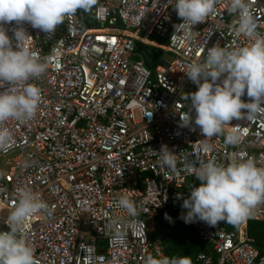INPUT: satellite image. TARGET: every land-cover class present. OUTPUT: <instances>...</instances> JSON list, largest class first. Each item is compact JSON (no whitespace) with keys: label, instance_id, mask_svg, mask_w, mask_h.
Masks as SVG:
<instances>
[{"label":"built area","instance_id":"built-area-1","mask_svg":"<svg viewBox=\"0 0 264 264\" xmlns=\"http://www.w3.org/2000/svg\"><path fill=\"white\" fill-rule=\"evenodd\" d=\"M175 3L98 0L86 12L95 26H86L78 10L50 33L27 21L3 25L13 47V29L23 28L27 36L21 46L47 65L44 74L28 81L41 89L36 116L0 124L14 140L7 152L0 151V231L9 230L19 188L45 201L47 210L29 217L22 229L36 264H145L148 256L166 257L159 238L149 236L147 220L168 205L186 214L182 205L189 196L183 189L197 180L189 167L209 161L226 166L248 157L264 166V116L225 125V134L241 137L230 145L222 134L203 137L190 99H183L198 90L185 71L192 63L203 64L209 48L251 44L237 34L238 14L228 11L229 0H218L215 11L191 27ZM250 11L264 36V0H251ZM152 36L165 38V44ZM136 42L171 58L147 68ZM9 86H0V92ZM241 99L249 102L246 93ZM189 111L193 121L183 126L180 117ZM165 146L176 155L174 172L161 165L159 151ZM122 197L136 204L137 215L119 206ZM247 220H264V203L232 226L187 223L204 247L195 254L197 264H264V254L246 233ZM98 238L105 239L103 249Z\"/></svg>","mask_w":264,"mask_h":264},{"label":"clouds","instance_id":"clouds-1","mask_svg":"<svg viewBox=\"0 0 264 264\" xmlns=\"http://www.w3.org/2000/svg\"><path fill=\"white\" fill-rule=\"evenodd\" d=\"M98 0H0V86H10L0 92V124L14 119H33L41 103V89L28 81L45 73L47 65L22 41L27 36L23 28H15L17 41L13 47L4 24L29 22L43 32H54L66 18L78 10L90 12ZM218 0H176L177 14L191 27L204 22L215 11ZM251 0H229L228 11L238 14L237 34L251 39L249 46L234 50L213 46L208 49L203 64L192 63L185 71L198 90L187 93L183 99L191 101L195 109L194 123L203 137L211 139L225 134V125L233 119L252 120L264 116V36L257 32L258 24L250 11ZM226 74V75H225ZM224 77L221 83L217 81ZM201 80L203 82L201 83ZM246 93L249 102L241 99ZM246 110V112H242ZM150 115V113H149ZM183 126L193 121L190 111L182 115ZM241 137L233 132L225 134V143L234 145ZM14 144L13 134L0 127V151L7 152ZM206 142L202 150L207 151ZM161 165L176 170V155L166 146L160 151ZM190 175L200 182L183 201L187 209L185 223L196 220L215 226L220 221L238 224L253 214L264 203V166H257L253 157L232 160L226 166L214 161L189 167ZM18 202L7 220L8 231H0V264H36L35 249L23 236V224L31 216L47 210L45 201L29 188L17 190ZM180 198V194L178 197ZM119 206L131 216L137 215V206L122 197ZM166 219H171L165 214ZM145 264H192L189 258L146 257Z\"/></svg>","mask_w":264,"mask_h":264},{"label":"trees","instance_id":"trees-1","mask_svg":"<svg viewBox=\"0 0 264 264\" xmlns=\"http://www.w3.org/2000/svg\"><path fill=\"white\" fill-rule=\"evenodd\" d=\"M79 18L86 26H95L93 20L89 18L86 12L79 11ZM153 39V36L151 37ZM159 44H165V38H157ZM135 51L142 58L143 64L147 68H152L154 64L163 55V50L140 42L135 43ZM199 181L190 179L183 189L184 196H190L193 187H198ZM165 214L171 219H166ZM183 213L174 206H163L152 218L155 228L149 231L150 237L159 238L163 253L168 258H189L192 264H197L194 260L195 254L204 249L203 245L198 241L196 234L191 227L185 223ZM246 233L252 238V245L258 254H264V220H247Z\"/></svg>","mask_w":264,"mask_h":264},{"label":"rangeland","instance_id":"rangeland-1","mask_svg":"<svg viewBox=\"0 0 264 264\" xmlns=\"http://www.w3.org/2000/svg\"><path fill=\"white\" fill-rule=\"evenodd\" d=\"M153 41H156L157 43L160 41L159 39H157V37H153L152 39ZM164 51V50H163ZM162 58L165 60H169L171 58L170 54L166 51L163 52ZM159 60V59H158ZM147 222L149 223V230H152L155 228V223L153 222L152 219L147 220ZM233 224H229V226H232ZM96 245H98L101 249H103L106 246V242L104 238H98L96 240Z\"/></svg>","mask_w":264,"mask_h":264},{"label":"water","instance_id":"water-1","mask_svg":"<svg viewBox=\"0 0 264 264\" xmlns=\"http://www.w3.org/2000/svg\"><path fill=\"white\" fill-rule=\"evenodd\" d=\"M222 135H225V134H222Z\"/></svg>","mask_w":264,"mask_h":264}]
</instances>
